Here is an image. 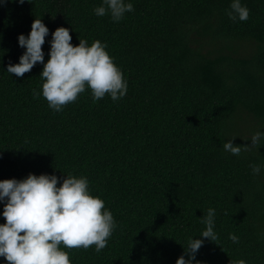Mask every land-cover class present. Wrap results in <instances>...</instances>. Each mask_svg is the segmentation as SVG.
<instances>
[{
	"label": "trees",
	"instance_id": "1",
	"mask_svg": "<svg viewBox=\"0 0 264 264\" xmlns=\"http://www.w3.org/2000/svg\"><path fill=\"white\" fill-rule=\"evenodd\" d=\"M125 2L134 11L114 21L95 14L103 0H0V181L87 178L116 227L99 253L61 245L71 264H176L191 239L203 240L192 264H264V138L251 147L264 133V0H240L246 21L229 19L232 0ZM34 19L49 30L44 63L58 27L73 46L99 40L126 95L94 102L86 86L61 112L34 98L42 63L22 77L7 72ZM231 139L249 150L226 152ZM209 208L213 242L200 236Z\"/></svg>",
	"mask_w": 264,
	"mask_h": 264
},
{
	"label": "clouds",
	"instance_id": "2",
	"mask_svg": "<svg viewBox=\"0 0 264 264\" xmlns=\"http://www.w3.org/2000/svg\"><path fill=\"white\" fill-rule=\"evenodd\" d=\"M94 11L97 16L110 13L114 21H119L125 13L134 11V6L125 0H103V5ZM249 14L250 10L242 6L240 0H232L227 12L233 21L237 18L246 21ZM48 33L42 20L34 19L28 36H18L19 46L26 51L18 64L7 66L8 73L22 77L37 63L43 64L40 73L44 81L42 93L33 89L34 98L42 94L51 109L61 112L64 106L77 100L86 86L91 90L94 102L106 94L113 101L126 95L127 82L105 50L106 44L95 40L89 46L85 39H80L78 46H73L69 29L58 27L52 33L49 59L44 63L42 45ZM262 138L264 133H254L251 147H260ZM223 148L238 156L242 151H248L250 145H234L231 139L223 144ZM250 167L253 174L260 173L259 165ZM57 183L56 176L46 174H29L20 181H0V201L7 200L2 212L5 223L0 224V257L8 264H71L68 252L62 250L61 245L67 249L85 250L94 245L97 253L107 246L116 224L112 213L105 209L104 201L90 194L87 178L69 174L59 187ZM214 217L215 210L209 208L202 220L206 229L200 235L212 242L218 239ZM229 239L236 243L239 238L230 234ZM202 245L203 240L191 239L185 251L188 259L181 255L176 264H192ZM231 264L246 262L241 259Z\"/></svg>",
	"mask_w": 264,
	"mask_h": 264
}]
</instances>
